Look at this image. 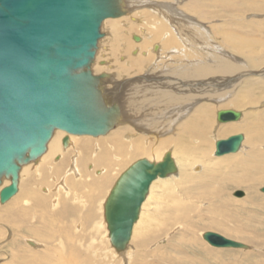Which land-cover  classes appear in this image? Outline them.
I'll return each mask as SVG.
<instances>
[{"label":"bare ground","instance_id":"6f19581e","mask_svg":"<svg viewBox=\"0 0 264 264\" xmlns=\"http://www.w3.org/2000/svg\"><path fill=\"white\" fill-rule=\"evenodd\" d=\"M156 2L153 3L150 0H140L138 2H136V0H122L121 8L125 14L116 20H105L101 27L102 31L104 24L106 25L108 22L115 24L111 32L113 31L114 36L115 33L117 34V40L115 39L117 42L115 46L113 44L112 53H114L113 51L127 53L134 47H142L147 48V59L141 58L142 56L140 55V57L137 54L138 50L135 48L137 50L135 53L140 58L134 60L132 59L131 61H133V63L129 67L126 66L127 68H122L119 70L117 69L111 72L115 73L114 75L109 72L112 70L110 60V62H106V68H101L96 66L97 64H94L96 61L100 60L99 55L101 52L95 57V60L91 65V70L94 76L100 77L104 75V78L102 77L100 81L102 99L104 103L109 107L117 106L119 108V118L124 117L130 121H134L138 126V133L142 131L147 136L133 134L132 132H129L127 128L122 129L123 131H119V133L118 131L113 132L110 130L107 134L101 135L106 137L75 136L68 135V133L64 131L56 130L52 139L48 143L46 152L37 160L22 167L19 174V192L7 202V206L11 207L9 209V213H11L9 214L10 222L18 224L19 229H23L29 224L30 220L27 218L28 214L25 206L27 207L30 205H33L34 209L36 210L40 209L38 211V214L40 215L38 216L37 220L39 219L41 222L47 223L50 220L56 219L65 221L66 223L71 221V225L77 223L79 220H81V223H84V225H82L83 227H79L81 229H77V233L79 235L76 234V232H73L71 235H66L67 240L71 239L72 237L74 238L72 244L67 243L68 245L65 246L63 240L57 244L58 246L60 245L57 250V254L61 256V258L65 259L64 261L66 262L70 260L68 259V252H80L79 249L76 248L77 245L75 243L78 241L81 233H83V231L85 232L86 229H89V231L86 232V234L89 233L88 236L91 234L96 236L99 233L96 236L98 238L93 239L91 242L92 245L98 246L97 250H94L93 252L94 255L95 253L99 254L100 256L102 255V258L105 261H108V264H117V262L120 263V261L126 259L127 262L129 260L135 261L137 256L134 255L129 249L133 243L145 245L143 239H141L139 236V228L145 223V219L149 217L147 219L148 222H152L155 216L160 215L162 206L164 205L163 200L165 197H169V195L172 196L174 193H177L179 186L183 184L187 167L194 175H199L200 173L203 174L205 171V169H201L202 166L200 167L198 164V162H201L200 160L197 159L198 161H191L186 158V153L179 154L177 147L174 145L179 144V139L176 138L178 134L180 132L183 133L181 135L180 142L183 141L182 136L186 135L198 137V140H195L194 143L199 144L206 142L208 135L210 136L211 134V142L213 146L212 150L209 152L210 157L218 158L215 156V151L216 142L219 140L220 133H228L237 130L233 126L225 129L224 124L226 123H219L217 121V113L219 111L233 109L218 110L215 113L217 124L215 123L210 130V127H207L210 114L206 108H211L213 106H211V104L209 105L207 102L199 104V101L203 99L206 101H213L210 103L215 102L218 104L222 101H225L223 97H228L227 93L235 90V87L239 88L241 83L245 82L243 86L241 85L243 90H241L242 88L240 87L241 91H239V93L236 92L238 93L236 97L232 99L231 102L229 100V102L236 106L239 105L237 102H241L240 100L242 99L252 104V101L254 100V87L257 89H264V86L261 87V84H264V70H261L259 74L258 72L253 74V70H242L240 66H237V63L236 65L235 63L231 62L232 59L230 62L220 61V65L215 67L212 64L215 63L214 60L217 58V56H215L213 53L208 54L209 60L207 61L209 63L206 64H202L203 61L200 63L199 60H195L193 58L189 59V56L196 57V55L199 53L204 52V49L209 48V50H211L213 48L210 46V44H212L209 42L210 40H206L207 37L202 39L206 33H209L207 28L203 25L200 26V24L196 22L195 18L189 16L190 14H193L198 16L200 19L207 21V14L203 15L201 11L205 7L203 6L202 8L199 6L201 3L198 4L199 2L192 0L189 4L183 5V9H185L186 12H189V15L185 16V13L183 15V13L181 14L180 11L175 13L171 3L170 5H160L156 4ZM173 2L175 4V1ZM140 3H147L145 6L149 9L152 7V9H150V11L152 10L151 14H148L149 19L147 18L148 20L142 23V27H140L141 24H135L140 23V21H137L135 16V14H140V12L136 10V7H138ZM180 9H182V7ZM176 16L177 18L181 17L184 20L181 22L179 19L177 20V18H175ZM186 19L187 21L184 22ZM107 26L109 27L108 24ZM118 26H121L126 33L133 31L135 27H140L143 37L140 36V40L136 42L141 44L136 46L132 42L129 43L127 40L128 38L125 36L123 37L122 35L124 32H120L121 27L119 28ZM143 27L146 28L147 33H145ZM128 30L130 31L127 32ZM222 30L223 28L220 27V31L226 39L225 42H228L229 44L228 46H230L235 52L238 51V47L235 48L236 44L231 38L232 35L227 33V31L222 32ZM135 36L136 35H133L132 39H134ZM115 40H113V38H106V40L100 41L98 43V49L99 47L101 48L105 42H107L106 44H109L111 41L115 42ZM160 41L162 43H160ZM158 42L160 44H158ZM199 44L202 45L199 46ZM142 52L143 51L140 50L139 54L141 53L143 55L144 53ZM263 54L264 53H262V55ZM158 58L161 60L163 59V61H159L157 64L156 59ZM175 58L176 61L174 60ZM173 61L174 63H171ZM126 63L128 64L129 62ZM176 63L178 65H174ZM171 64L175 66L174 69H171ZM250 65H252L254 68L260 67L257 66V64ZM218 67H220V70L223 69V71H220L219 73H224V75L227 77L228 74L232 73L230 75H233L234 78L227 79L226 77L224 80H220V78L218 79L219 81L215 80L216 77L214 78L212 76H216L218 73L216 71ZM145 68H149L151 71H149L150 73L146 74L143 80H138L141 81L140 83L136 81L129 82V79L134 76V71L137 73L139 70H145ZM148 70L146 72H148ZM249 71H252V73H247ZM252 76L257 77L252 78ZM125 78H127L128 82L125 81ZM198 80H200L199 83H197ZM204 80H207V82ZM194 81L197 82L195 83ZM220 81L225 82L220 84ZM231 81H233V84H229ZM218 83L220 86L216 87ZM232 86L234 87L230 88ZM138 96L144 97V101L139 100L142 102H138V105H140V103L146 104L141 105L142 107L135 108L133 106L135 101L128 100L126 98L137 99ZM156 96L158 97L156 98ZM215 97H218L219 99ZM237 98L238 100H236ZM263 100L264 99H261L259 104L262 103ZM122 108L126 111H128V109L132 110L134 108L141 111L140 113H134L135 115H128L127 112H124V114L123 112H120L123 111ZM189 114L194 115V119H191L190 121L187 120L189 116H191ZM242 119L243 114L242 118L237 122H240ZM183 120H187L186 125H184V122H181ZM117 126L118 121L115 127ZM216 126L218 127V132H220H217L219 135H213V130L216 128ZM176 129L179 131L174 134L173 131ZM209 130L210 133H208ZM57 131L61 132L62 135H56L55 133H57ZM123 132L125 136L122 135ZM66 136H68L70 139V143L67 148L63 146V139ZM89 137L101 138L95 140ZM258 140L260 141V139ZM243 145L245 146L246 144ZM95 146L96 151L95 156H93L94 153L92 154L91 150H93V147ZM244 146L241 147L242 149H240L238 153H243V148L245 149ZM168 152L172 153L178 170L176 173L169 175L166 178H158L152 183L147 199L142 205L140 218L134 226L131 241L124 251L118 252L111 245L109 238V232L104 215L106 200L119 177L131 165L146 157L151 162H161ZM55 157L56 159L57 157L60 159L55 161ZM199 158L202 160L207 159V152L202 153ZM90 164H92L90 169H92L94 166L93 172H89L88 170ZM32 166L34 167V170H32ZM32 171L33 174H31ZM25 175H27L26 180ZM51 180H54L55 183L51 182ZM10 184L11 181L7 178H4L3 184L0 186V191L5 186ZM37 189L41 192H39ZM253 189L255 188L251 187L249 190L253 191ZM22 198L23 200L19 202ZM12 204L13 206H11ZM15 205H17L16 209L13 208ZM97 210L98 213H100L99 215H97ZM23 213L26 214L23 215ZM56 220L55 223L60 224L56 222ZM155 222L157 221L154 220L153 223ZM20 225H23V227ZM75 225L77 228L78 224ZM66 227L70 228L68 226ZM15 232L16 230L13 232L16 235ZM33 233L35 232L33 231ZM30 239L31 238L24 240L28 243L31 241ZM41 239L44 241L45 237L41 236ZM35 240L32 239V242ZM104 242H106V244ZM42 246L43 245H40L39 243H35L33 249L39 250L42 248ZM50 246L51 245H46V249L48 251L51 249ZM61 246H64L65 248ZM62 250H64L65 253L61 252Z\"/></svg>","mask_w":264,"mask_h":264},{"label":"rangeland","instance_id":"374dc122","mask_svg":"<svg viewBox=\"0 0 264 264\" xmlns=\"http://www.w3.org/2000/svg\"><path fill=\"white\" fill-rule=\"evenodd\" d=\"M138 1L140 0H136V2ZM150 1L153 3L157 1L156 4L160 5H170L171 3L175 13L180 11L181 14L183 13L184 15L185 13L186 16L189 15V12H186V10L183 9V5L189 4L192 0ZM173 1H175V4ZM194 1L199 2L198 4L201 3L199 5L200 7H205L203 9L201 8V11L203 15L207 14V21L200 19L198 16L193 14H190L189 16L195 18L196 22L200 24V26L203 25L207 28L209 33L207 34L205 32L206 34L202 37V39L207 37L206 40H210L209 42L212 43L210 46L216 49L214 50L212 48V51L209 50V48L204 49V52L199 53L196 57L189 56V59L193 58L195 60H199L200 63L203 61L202 64H206L209 63L207 61L209 60L208 54L213 53L217 56L214 60L215 63L212 64L215 67L220 65V61L230 62L232 59V63H237L238 65H236L240 66L242 70H253V74H256L257 72L259 74L261 70H264V54L262 55V53H264V0ZM145 4L147 3H140L139 6L136 7V10L140 12V14H135V16L137 21H140V23L135 24H141L140 27L143 26L142 23H144V21L146 22L149 19L148 14H151L152 11H150L152 7L149 9L145 6ZM179 7H182V9ZM175 18H177V16ZM180 18L178 17L177 20L179 19V21L182 22L184 19ZM186 21L187 19L184 22ZM110 23L111 22L107 23L110 28L107 24H104L105 28L103 26L101 31L103 33V38L100 41L106 40V38H113V40H117V34L115 33L114 36L113 31L111 32L115 24ZM122 27L120 28V32H124L122 34L123 37L125 36L128 38L127 40L129 43L132 42L134 45L139 46L141 43L132 39V36H142L140 27H135L133 31H127H130L131 34L130 32L126 33ZM220 27L223 28L222 32L227 31V33L232 35L231 38L236 44L235 48L238 47V51L235 52L230 46H228L229 44L228 42H225L226 39L221 33ZM144 30L145 33H147L146 28H144ZM116 40L115 42L111 41L109 44H106L107 42H105L104 45L102 44L103 46L101 48L99 47L96 56H98L100 52L101 54L99 55L100 60L94 63L97 64L96 66L106 68V62L111 61L110 65L112 66V70L109 71L111 73L114 70L131 66L133 63V61H131L132 59L134 60L140 58L141 56V58L147 59V48L142 47H134L127 53H120L118 51H113L115 54L112 53L113 44L114 46L116 45ZM160 43L162 42L160 41ZM160 43L158 42V44ZM201 45L202 44H199V46ZM135 48L138 50L137 54L139 56L141 55L140 57L135 53L137 51ZM140 50L143 51V55L141 53L139 54ZM174 60L176 61V58ZM250 60H253L254 62ZM159 61L161 62L163 59H156L157 64ZM126 62L129 63L127 64ZM171 63H174V61ZM250 64H257V66L260 67L254 68ZM174 65L178 64L176 63ZM174 65H170L172 67L171 69H174ZM218 68L216 70L218 73L216 76L212 77H216L215 80H218L219 78L220 80H224L227 76H225L224 73H219L220 71L222 72L223 69L220 70V67ZM148 69L149 68H145V70L142 71L139 70L137 73L134 71V76L132 75V78H128L129 82L136 81L140 83L141 81L138 80H143L146 74L150 73L149 71H151V69ZM147 70L148 72H146ZM250 72L252 73V71L247 73ZM111 74L114 75L115 73ZM230 74H228L227 79L234 78L233 75ZM254 77L256 78L257 76H252V78ZM125 79V81L128 82L127 78ZM204 81L207 82V80ZM194 82L196 83L197 81ZM199 82L200 80H198L197 83ZM222 82L225 81H220L219 83L222 84ZM219 83L216 87L220 86ZM244 83L245 82H242L241 85L243 86ZM229 84H233V81ZM241 85L240 87L242 88ZM263 86L264 84H261V87ZM233 87L234 86L230 88ZM240 87H235V90L230 92L228 91V97H223L225 101L218 104L215 102L210 103L213 101H206L203 99L199 101V104L207 102L209 105L211 104V106L214 107L206 108L210 114V119L207 124V127H210V130L215 123L217 124L215 113L218 110L233 109L242 112L243 119L240 122L229 123L230 125L228 123L224 124L225 129L233 126L237 130L234 129L235 131L232 132L220 133L218 132V127L216 126L213 130V135H219L217 134L218 132L220 133L219 140H223L232 135L240 133L244 134L246 139L243 144L246 145L244 146L242 144V147H245V149L243 148V153H235L218 158H211L209 153L213 146L211 142V134L210 136L208 135L206 142L199 144L194 143L195 140H198V137L186 135L182 136L183 141L180 142L181 135L183 134L180 132L176 137L179 139V144L173 143L177 147L179 154L186 153V158L191 161L200 160L201 162H198V164L200 167L202 166L201 169H205V171L203 174L200 173L201 175H194L190 172L188 167L186 168V176L183 184L179 186L177 193H174L172 196L169 195V197H165L160 215L153 218L157 222L153 223L154 220L152 222H148L147 219L149 217H147L145 219V223L139 228V236L143 239L145 245L133 243L130 246L129 250L137 256L135 261L129 260L127 262V259H121L123 261H120V263L117 262V264H264V193L261 192V188L264 187V100L262 102L263 104H259L261 99H264V89H257L254 87V100L252 101V104L241 99V102H237L239 105L235 106L230 102L236 97L239 91L243 90V88L241 89ZM157 97L158 96H156V98ZM143 98L144 97L142 96H138V100L135 98L126 99L135 101L133 106L137 108L146 104L140 103V105H138V102L144 101ZM238 98L236 100H238ZM135 108L132 110L128 109V111L122 108L123 111L120 112H123V114L124 112H127L128 115L140 113L141 110ZM191 119H194V115L189 116L187 120L190 121ZM186 121L183 120L181 122H184V125H186ZM124 128H127L129 132L136 135H146L142 131L138 133L139 130L137 129L138 126L136 123L127 118L125 119L124 117L119 118L118 126L111 130L113 132L118 131L119 133V131L122 132V129ZM210 130L208 133H210ZM177 131L179 130H174V134ZM55 134L59 135L61 132L57 131ZM122 135L125 136L124 132ZM89 138L95 140L99 139L93 137ZM258 139H260V141ZM93 148L94 149L91 150V153H94L93 156H95L96 146ZM205 152H207L208 158L202 160L199 156ZM59 159L60 158L57 157L55 161H58ZM91 165L92 164H90L88 168L89 172L94 171V166L92 168L93 170L90 169ZM33 166L32 170H34ZM31 174H33V171ZM25 176L26 180L27 175ZM51 182L55 183L54 180H51ZM251 187H254L255 189L250 191L249 189ZM38 191L41 192L40 190ZM235 191H243L245 196L242 198L235 197ZM22 200L23 198L19 202ZM13 204L11 206H13ZM7 205V203L5 205L0 203V264H108V261H105L102 258V255L100 256L97 253L94 255L93 252L94 250H97L98 246L92 245L91 242L93 239L98 238L96 236L99 233L96 236L93 234L88 236L89 233L86 234V232L89 231V229H86L85 232L83 231L81 236H79L78 241L75 243L77 245L76 248L79 249L80 252H68V259H70L68 262L64 261L65 259L61 258V256L57 254V250L60 246L57 245L58 242L63 240L65 246L73 243L74 238L72 237L67 240L66 235H71L73 232L78 234L77 229H81L79 227H83L82 225H84V223H81V220L75 223L78 225L80 224L79 226L77 225V228L75 224L71 225V221L68 220L67 221L70 224L56 219L44 223L39 221V219L37 220L40 215L38 214L40 209L36 210L33 205H30L27 207L25 206L28 214L27 218L30 220L29 224L27 223V227L19 229L18 224L10 222L9 214L11 213H9V209L11 207ZM16 207L17 205L13 208L16 209ZM24 214L26 213H23V215ZM99 214L100 213H98L97 210V215ZM55 220L60 224L55 223ZM20 226L23 227V225ZM66 226L70 228H67ZM15 230L16 235L13 233ZM33 231L35 233H33ZM206 232L218 233L226 238L249 246V249L213 248L202 238V234ZM41 236L45 237L44 241L41 239ZM28 238H31V241L32 239H36L33 242L43 245L42 248L40 247L41 249L34 250V247L24 240ZM104 243L106 244V242ZM46 245H51V249H49L50 251L46 249ZM61 247L65 248L64 246ZM61 252L65 253L64 250Z\"/></svg>","mask_w":264,"mask_h":264},{"label":"water","instance_id":"95a60500","mask_svg":"<svg viewBox=\"0 0 264 264\" xmlns=\"http://www.w3.org/2000/svg\"><path fill=\"white\" fill-rule=\"evenodd\" d=\"M121 2L0 0V186L4 178L11 181L0 191L1 204L19 192L22 167L46 152L56 130L98 137L115 127L119 108L104 103V75L94 76L91 65L103 22L125 14ZM241 118L235 110L217 113L219 123ZM244 140L242 133L218 140L215 156L238 153ZM69 143L66 136L63 146ZM177 170L168 152L161 162L138 160L119 177L104 207L110 242L118 252L131 241L152 183ZM234 196L245 193L235 191ZM203 239L215 248L249 249L215 232L204 233Z\"/></svg>","mask_w":264,"mask_h":264}]
</instances>
